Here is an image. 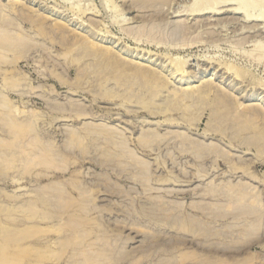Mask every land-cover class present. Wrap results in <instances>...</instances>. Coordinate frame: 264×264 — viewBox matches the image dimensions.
Wrapping results in <instances>:
<instances>
[{"label": "rangeland", "instance_id": "1", "mask_svg": "<svg viewBox=\"0 0 264 264\" xmlns=\"http://www.w3.org/2000/svg\"><path fill=\"white\" fill-rule=\"evenodd\" d=\"M135 1L0 0V33L26 45L0 49L5 264H264L261 226L226 212L239 186L264 211V0ZM150 24L157 38L132 33Z\"/></svg>", "mask_w": 264, "mask_h": 264}, {"label": "bare ground", "instance_id": "2", "mask_svg": "<svg viewBox=\"0 0 264 264\" xmlns=\"http://www.w3.org/2000/svg\"><path fill=\"white\" fill-rule=\"evenodd\" d=\"M206 1V0H205ZM220 1V0H219ZM170 2V1H169ZM229 2V1H228ZM161 4V3H167V0H136L135 1V4H143V6L144 5H146V6H150L151 4ZM224 3H226V2H224ZM238 3V2H237ZM205 4V3H204ZM203 4V5H204ZM207 4H210V2L209 3H207ZM212 4V3H211ZM211 4L209 5V6H211ZM213 4H214V2H213ZM202 5V6H203ZM217 5V4H216ZM226 5V4H225ZM71 7H72V5H70ZM207 6V5H206ZM213 6V5H212ZM210 7V9L207 7H205L206 8V10H207V12H208V9L211 11V13L213 12L212 11V8L214 7ZM78 6H76V7H73V9L72 10H74V8H76V9H78L77 8ZM193 7V6H192ZM218 7V6H217ZM241 7V6H240ZM242 8V7H241ZM4 9V8H3ZM194 9V8H193ZM199 9V8H198ZM191 10V9H190ZM201 10V13H204L203 11H204V8H203V11H202V8L200 9ZM205 10V11H206ZM232 10V9H231ZM236 10V11H235ZM241 10V11H240ZM239 10V7H237V8H235L233 11H232V13H239L240 12V14H246L245 12L243 13V11L242 10H244V9H240ZM32 11V10H31ZM79 11L81 12V10H80V8H79ZM193 11V10H192ZM199 10H197V12H198ZM209 11V12H210ZM85 12V11H84ZM84 12H82L83 14H84ZM195 12H196V10H195ZM247 12V11H246ZM192 13V12H191ZM190 13V14H191ZM216 13V12H215ZM219 13V12H218ZM214 14V13H213ZM193 15V14H192ZM198 15V14H197ZM215 15V14H214ZM250 17L251 16H248L247 14L245 15V19H250ZM252 18V17H251ZM41 20V19H40ZM38 21V20H37ZM44 21V20H43ZM42 21V22H43ZM146 21V20H145ZM3 24V23H2ZM2 24H0V25H2ZM38 24V23H37ZM43 24V23H42ZM39 25H41V24H39ZM66 25V24H65ZM6 26V25H5ZM61 26H63V25H61ZM144 26V25H143ZM141 27L140 29L138 28V31H133L132 33H134V34H137V35H140V37L141 36H147V37H149V38H157V36H158V34H161V31L159 30L158 31V27H157V25H152V24H150V26L149 25H146V26H144V27ZM4 27V26H3ZM41 27V26H40ZM44 27H46V26H44ZM50 27V26H49ZM67 27V26H66ZM41 28H43V27H41ZM47 28V27H46ZM60 29L59 30H61L62 29V27H59ZM2 29H4V28H2ZM38 29H40V28H38ZM45 29V28H44ZM43 30V29H42ZM51 30V29H50ZM58 30V31H59ZM63 30V29H62ZM0 31H3V30H0ZM8 31V30H7ZM45 31V30H44ZM43 31V32H44ZM49 31V30H48ZM47 32V31H46ZM52 32V31H51ZM186 32V31H185ZM11 32H6V30H5V32H1L0 33V49H1V51L2 52H4V51H9L10 50V47H12L13 49L15 48H17L19 45H23V47H24V41H25V39L23 38V41H21L22 39H17V37H15V36H13L12 34H14V33H12V34H10ZM66 34V33H65ZM75 34V33H74ZM62 35V34H61ZM79 35V34H78ZM78 35H74V37L75 36H78ZM19 36V35H18ZM160 36V35H159ZM20 37V36H19ZM82 37V36H81ZM81 37H79V38H81ZM83 37H85V36H83ZM87 37V36H86ZM85 37V38H86ZM20 38H22V37H20ZM77 39H78V37H77ZM85 40V39H84ZM86 40H88V38H86ZM77 41V40H76ZM80 41V40H79ZM30 42V41H29ZM73 42H74V40H73ZM78 42V41H77ZM76 42V43H77ZM191 42V41H190ZM79 43V42H78ZM27 44V43H26ZM80 44V43H79ZM93 44V43H92ZM26 46V45H25ZM20 48L22 47V46H19ZM18 47V48H19ZM19 48V49H20ZM89 48V47H88ZM94 48V47H93ZM106 49V48H105ZM4 50V51H3ZM12 50V49H11ZM34 50V49H33ZM112 50V49H111ZM16 51V50H15ZM97 52V51H96ZM27 53V52H26ZM98 53V52H97ZM96 53V54H97ZM115 53V52H114ZM0 54H1V52H0ZM4 54H5V52H4ZM107 54V53H106ZM113 54V53H112ZM111 54V55H112ZM6 55V54H5ZM108 55V54H107ZM3 56V55H2ZM96 56V55H95ZM1 57V56H0ZM111 57V56H110ZM117 57H118V55H117ZM102 58H105V57H102ZM5 59V58H4ZM108 59H111V58H108ZM107 59V60H108ZM112 59H114V58H112ZM118 59V58H117ZM176 59V58H175ZM174 60V59H173ZM177 60V59H176ZM179 60V59H178ZM5 61H7V60H5ZM103 61H106V59L105 60H103ZM116 60H114V62H115ZM172 61V60H171ZM100 62H101V60H100ZM106 62H108V61H106ZM110 63H111V60L109 61ZM103 63V62H102ZM109 63V64H110ZM117 63H118V61H117ZM116 63V64H117ZM185 63V62H184ZM184 63H182L181 61H176V62H169V64L171 65V68L174 70L172 73H176V74H178L179 76H181V78L183 79V78H186V79H189V78H191V76L192 75H189V74H187V72H185V70H184V68H185V64ZM104 64V63H103ZM102 64V65H103ZM107 64V63H106ZM124 64V63H123ZM214 64V63H213ZM218 64H220V63H218ZM118 65H119V63H118ZM117 65V66H118ZM217 65V64H216ZM0 66H2V65H0ZM108 66V65H107ZM110 66H111V64H110ZM109 66V67H110ZM112 66H116V65H114V63H113V65ZM116 66V67H117ZM120 66V65H119ZM131 66V65H130ZM149 66V65H148ZM105 67H106V65H105ZM125 67V66H124ZM143 67V66H142ZM142 67H136L135 68V70H133V67L132 68H129V67H126V68H128V69H126V71L127 70H129V69H131L130 71H132L133 72V75H134V77L137 75L138 76V78L140 77V78H142V80L144 79L145 81H147V82H149L148 80L150 79V81H151V83L152 84H156V86L155 87H158L157 85H159V84H162V81L158 78H156L155 76H153L152 74H151V71L150 72H147V71H149L148 69H146L145 67V69L147 70H145L144 68H142ZM216 67V66H215ZM219 67H221L220 65H219ZM111 68V67H110ZM114 68V67H113ZM122 68V67H121ZM218 68V67H217ZM224 68V67H223ZM115 69H117V68H115ZM144 69V70H143ZM118 70V69H117ZM123 71H125V69H122ZM239 70V69H238ZM236 68H234V67H232L231 65L230 66H226L225 67V71L226 72H229V73H231V74H234L237 78H239V79H243L244 78V73H242V71L241 72H239ZM5 71V70H4ZM116 71V70H115ZM114 71V72H115ZM121 71V70H120ZM122 71V72H123ZM104 72V71H103ZM4 72H1L0 71V74H3ZM97 73V72H96ZM100 73V72H99ZM192 73V72H191ZM249 73V72H248ZM20 74V73H19ZM132 74V73H131ZM155 74V73H154ZM109 75V74H108ZM158 75V74H157ZM174 75V74H173ZM111 76V75H110ZM116 76H117V74H116ZM13 77V76H12ZM118 77V76H117ZM234 77V76H233ZM248 77V76H247ZM121 78V77H120ZM126 78V77H125ZM136 78V77H135ZM235 78V77H234ZM15 79V78H14ZM130 79V78H129ZM128 79V80H129ZM139 80V79H138ZM9 81V80H8ZM140 81H141V79H140ZM152 81H154V83L152 82ZM241 81V80H240ZM6 83V82H5ZM9 83V82H8ZM11 83V82H10ZM13 83V82H12ZM256 83V82H255ZM18 84V83H17ZM148 84H150V82L148 83ZM167 84V83H166ZM252 84V83H251ZM144 86V85H143ZM162 86V85H161ZM166 85L164 84V87H165ZM264 86V85H263ZM147 87V86H146ZM153 87V86H152ZM154 87V88H155ZM205 87V86H204ZM202 88V89H206V87L205 88ZM18 88V87H17ZM153 88V89H154ZM200 89V88H199ZM207 89H208V87H207ZM155 91V90H154ZM201 91V90H200ZM210 91V90H209ZM198 92H199V90H198ZM201 92H203V94H204V92L205 91H201ZM200 92V93H201ZM151 93V92H150ZM157 93V92H156ZM155 93V94H156ZM206 93V92H205ZM222 93V92H221ZM152 94H154V93H151V95ZM177 94V93H176ZM185 94H186V92H185ZM184 94V95H185ZM207 94V93H206ZM146 95H147V93H146ZM145 95V96H146ZM159 95V94H158ZM157 95V96H158ZM219 95V94H218ZM186 96V95H185ZM217 96V95H216ZM221 96V95H220ZM226 96V95H225ZM224 95H223V97H225ZM22 97V96H21ZM228 97V96H227ZM230 97V96H229ZM228 97V98H229ZM0 98H1V96H0ZM180 98V97H179ZM219 98H221V97H219ZM226 98V97H225ZM182 99H184V97L182 98ZM221 99H223V98H221ZM227 99V98H226ZM181 100V99H180ZM228 100V99H227ZM189 101V100H188ZM219 101V100H218ZM1 102V101H0ZM217 102V101H216ZM220 102H222V100L220 101ZM219 102V103H220ZM6 103V102H5ZM215 103V102H214ZM219 103L217 102V105L219 106ZM230 102H228V101H226V100H224L223 101V103H221V106L223 105V107H226V108H229V105H231V104H229ZM1 104V103H0ZM9 104V103H8ZM216 104V103H215ZM215 104H213L214 106H215ZM59 105V104H58ZM72 105V104H71ZM212 105V106H213ZM216 105V106H217ZM2 106V105H1ZM213 106V107H214ZM215 106V108H217ZM235 106V105H234ZM7 107V106H6ZM15 107V106H14ZM145 107V106H144ZM147 107V106H146ZM220 107V106H219ZM222 107V108H223ZM1 108V107H0ZM73 108V107H72ZM221 108V107H220ZM232 107H230V109H231ZM4 109V108H3ZM8 109V108H7ZM11 109V108H10ZM52 109V108H51ZM76 109V108H75ZM222 110H224V108L222 109ZM228 110V109H227ZM226 110V111H227ZM256 110V109H255ZM15 111V110H14ZM17 111V110H16ZM24 111V110H23ZM215 111H217V109L215 110ZM219 111V110H218ZM229 111V110H228ZM227 111V112H228ZM254 111V110H253ZM260 111V110H259ZM258 111V112H259ZM81 112V111H80ZM258 112H256L257 114H258ZM16 113V112H15ZM3 114V113H2ZM12 114V113H11ZM25 114V113H24ZM78 114V113H77ZM262 114V113H261ZM8 115V114H7ZM79 115V114H78ZM256 115V114H255ZM260 115V114H259ZM258 115V116H259ZM263 116H264V114H262ZM80 116H82V114L80 115ZM79 116V118H81ZM257 116V115H256ZM76 117V116H75ZM254 117V116H253ZM260 118H262V116L260 117ZM264 118V117H263ZM6 119V118H5ZM26 119V118H25ZM255 119V118H254ZM66 120V119H65ZM64 120V121H65ZM245 120V119H244ZM15 121H17V120H15ZM14 121V122H15ZM23 121V120H22ZM27 121V120H26ZM251 121V120H250ZM260 121H261V119H260ZM260 121H259V123H260ZM262 121H264V120H262ZM261 121V122H262ZM30 122V121H29ZM248 122V121H247ZM19 123V121H17V123L16 124H18ZM26 123V122H25ZM32 123L33 122H31V125H32ZM16 124H13V122L11 123V125H13L14 126V129H15V132H16V130H19L20 132H21V130H22V132L21 133H24L23 132V129L25 130V128L28 126V125H25L24 126V124L23 125H21V124H19V125H16ZM28 124V123H27ZM245 124V123H244ZM262 124H263V122H262ZM29 125H30V123H29ZM241 125V124H240ZM252 125V124H251ZM257 127H258V124L256 125ZM260 126V125H259ZM264 126V125H263ZM7 127V126H6ZM28 127H31V126H28ZM254 127V126H253ZM8 128V127H7ZM10 128H11V126H10ZM17 128V129H16ZM31 128H33V127H31ZM30 128V129H31ZM34 128H35V126H34ZM235 128V127H234ZM255 128V127H254ZM264 128V127H263ZM5 129V128H4ZM27 129V128H26ZM30 129H28V131H25V132H29V130ZM231 129V128H230ZM237 129V128H236ZM251 129H252V127H251ZM256 129V128H255ZM254 129V130H255ZM12 130H13V128H12ZM253 130V131H254ZM257 130V129H256ZM261 130H262V127H261ZM18 131V132H19ZM86 131V130H85ZM102 131V130H101ZM106 131V130H105ZM31 132V131H30ZM33 132V131H32ZM91 132V131H90ZM235 132V131H234ZM238 133H239V131H237ZM262 132V131H261ZM10 133H11V131H10ZM17 133V132H16ZM16 133H14V134H16ZM75 133V132H74ZM86 133V132H85ZM84 133V134H85ZM96 133V132H95ZM106 133V132H105ZM107 133H109L108 131H107ZM12 134V133H11ZM14 134H12V135H14ZM87 134V133H86ZM90 134V133H89ZM241 134V133H240ZM263 134V133H262ZM19 134L17 133V135L16 136H18ZM79 135V134H78ZM259 135H261V133L259 134ZM264 135V134H263ZM107 136V135H106ZM116 136V135H115ZM258 136V135H257ZM256 136V137H257ZM84 137V136H83ZM95 137H96V135H95ZM110 137V136H109ZM261 137H262V135H261ZM260 137V138H261ZM77 138V137H76ZM80 138V137H79ZM78 138V139H79ZM91 138H92V136H91ZM77 139V140H78ZM81 139V138H80ZM88 139H90V137L88 138ZM93 139V138H92ZM95 139V138H94ZM106 139V138H105ZM108 139V138H107ZM4 140V139H3ZM87 140V139H86ZM256 140H257V138H256ZM81 141V140H80ZM79 141V142H80ZM82 141H83V139H82ZM107 141V140H106ZM114 141V140H113ZM246 141V140H245ZM13 142V141H12ZM76 142V141H75ZM104 142H105V140H104ZM112 142V141H111ZM110 142V143H111ZM115 142V141H114ZM262 142H264V141H262ZM84 143V142H83ZM110 143H108V144H110ZM121 143V142H120ZM125 143V142H124ZM256 143V142H255ZM107 146H109L107 143H105ZM140 144V143H139ZM83 145V144H82ZM110 146H111V144H110ZM116 146V145H115ZM115 146H113V147H115ZM121 146V145H120ZM112 147V146H111ZM19 149V148H18ZM113 149H115V148H113ZM19 151V150H18ZM35 151V150H34ZM110 151H112V150H110ZM115 151H117L116 149H115ZM20 152V151H19ZM112 153V152H111ZM114 153V152H113ZM115 153H117V152H115ZM49 154H50V152H49ZM55 154V153H54ZM32 155V154H31ZM120 155V154H119ZM119 155H117L118 157H119ZM128 155V154H127ZM34 156V155H33ZM125 156V155H124ZM44 157V156H43ZM47 157V156H46ZM31 158V157H30ZM45 158V157H44ZM122 159L123 158H126V157H121ZM41 159H43V158H41ZM51 159V158H50ZM50 161H52V160H50ZM47 163V162H46ZM135 163V162H134ZM142 170V169H141ZM236 172H238V171H236ZM239 186V185H238ZM231 187V186H230ZM237 188H239V192H238V190L236 191V192H238V195L237 194H235V195H237L235 198H229L230 200H229V204H227V205H229V210H227L226 212H228L229 211V214L231 215V216H237L238 217V215L235 213V212H238V214H239V217H238V219L241 217V219L244 221L243 223L245 224V226H246V234L248 233V235L249 236H252L253 237V235H254V230L251 228V226L252 225H255L256 227L255 228H257V229H259L260 228V226H261V231L259 230V231H257L256 230V235L258 236V233L261 235V234H264V211H263V208H261V206H260V204L258 205L257 203H255V201H253L254 199H255V197L254 198H251V199H253L252 200V202L250 201V199H249V197H253V196H251V194H249V192H246V190H245V192H243V191H240V186L239 187H237ZM241 189H245L244 187L243 188H241ZM59 190V189H58ZM57 190V191H58ZM61 190V189H60ZM211 190H213V189H211ZM210 189L208 190V191H211ZM232 190H233V188H232ZM231 190V191H232ZM235 190V189H234ZM248 190V189H247ZM83 191V190H82ZM82 191H81V193H82ZM219 191V190H218ZM230 191V193H232ZM60 192H62V191H60ZM213 192V191H212ZM221 192V191H220ZM225 192V191H224ZM264 192V191H263ZM54 193H55V191H54ZM53 193V194H54ZM57 193V192H56ZM215 193L217 194V189H216V191H215ZM222 193H223V191H222ZM229 193V192H228ZM63 194H65L64 192H63ZM220 195H221V193H219ZM227 194V193H226ZM233 194V193H232ZM62 195V194H61ZM252 195H254V194H252ZM63 196H65V195H63ZM214 196V195H213ZM224 196H227V195H224ZM231 196H233V195H231ZM257 196V195H256ZM57 197V196H56ZM220 197V196H219ZM218 197V198H219ZM223 197V196H222ZM227 197H229V196H227ZM63 198V197H62ZM79 199V198H78ZM77 199V200H78ZM222 199H224V198H222ZM57 200V199H56ZM60 200V199H59ZM62 200V199H61ZM64 200H66V199H64ZM70 200V199H69ZM80 200V199H79ZM227 200V199H226ZM258 200V199H257ZM260 200V199H259ZM42 201V200H41ZM40 201V202H41ZM60 202V201H59ZM62 202V201H61ZM64 202V201H63ZM74 202H77V201H75V199L73 200V204H74ZM84 202V201H83ZM258 202H260V201H258ZM68 203V202H67ZM71 203V202H70ZM65 204H66V201H65ZM76 204V203H75ZM78 205H81V204H79V203H77ZM224 204V203H223ZM40 205H41V203H40ZM68 205V204H67ZM225 205H226V203H225ZM226 205V206H227ZM76 206V205H75ZM169 206V205H168ZM83 207L85 208V205L83 204ZM171 207H172V205H171ZM174 207V206H173ZM228 207V206H227ZM264 207V206H263ZM84 208H82V209H84ZM183 208V207H182ZM222 208V207H221ZM226 208V207H225ZM77 209V208H76ZM80 209V208H79ZM87 209V208H86ZM165 209V208H164ZM172 209V208H171ZM223 209V208H222ZM173 210V209H172ZM176 209H174V211H175ZM235 210V211H234ZM81 212H82V210H80ZM165 211V210H164ZM174 211H173V213H174ZM178 211V210H177ZM179 212V215L181 214L180 213V211H178ZM178 212H176V213H178ZM222 212H224L223 210H222ZM219 213V214H222L223 215V213ZM172 213V214H173ZM185 213V212H184ZM225 213V212H224ZM228 214V213H227ZM170 215V214H169ZM187 215V214H186ZM218 215V214H214V217H216V216ZM221 215V216H222ZM226 214H224V217H226V218H229L230 217V215H229V217L228 216H225ZM177 216V215H176ZM188 216V215H187ZM178 217V216H177ZM237 217L236 218H233V219H237ZM171 217L169 216V218L168 219H170ZM176 218V217H175ZM174 217H173V219L174 220H176ZM187 218V217H186ZM182 219V218H181ZM232 219V218H231ZM237 219V220H238ZM178 220V219H177ZM225 220V219H224ZM168 221V220H167ZM173 221V220H172ZM172 221H171V223H172ZM188 221H191L190 219L188 220ZM192 221H193V219H192ZM241 221V220H240ZM175 222V221H174ZM186 222H187V220H186ZM176 223V222H175ZM174 224V223H173ZM188 224V223H187ZM191 225H193V222H191L190 223ZM194 224H195V222H194ZM190 226V225H189ZM196 226V225H195ZM69 227V226H68ZM79 227V226H78ZM193 228V227H192ZM198 228V227H197ZM78 229V228H77ZM71 230V229H70ZM193 230H194V228H193ZM72 231H74V230H72ZM82 232V231H81ZM197 232H198V230H197ZM244 232H245V229H244ZM78 234V233H77ZM77 234H75V237L77 238ZM72 235H74V234H72ZM77 235V236H76ZM79 235H82V234H80L79 233ZM84 235H82L81 236V240H82V237H83ZM86 236V235H85ZM74 237V236H73ZM72 237V238H73ZM264 237V236H263ZM71 238V239H72ZM75 238V239H76ZM201 238V237H200ZM257 238V237H256ZM70 239V238H69ZM86 239H87V237H86ZM78 240H80V238H78L77 239V241ZM81 240H80V244L82 243L81 242ZM72 241H73V239H72ZM75 241V240H74ZM77 241H76V245H77ZM85 241V240H84ZM6 242V241H5ZM66 242H69V240L67 241L66 240ZM79 242V241H78ZM15 243H17V242H15ZM91 244V243H90ZM99 244V243H98ZM82 245V244H81ZM102 245V244H101ZM83 246V245H82ZM100 246V245H99ZM12 247H16V248H19V249H21L19 246H16L15 244H14V246H12ZM73 247H75V245L74 246H72V248ZM77 247H78V245H77ZM106 245H105V249H106ZM76 248V247H75ZM80 248H82V247H80ZM18 249V250H19ZM78 249V248H77ZM94 249V248H93ZM97 249H98V247H97ZM26 250V249H25ZM103 250V249H102ZM99 251H101L100 250V248H99ZM73 253H75V252H73ZM95 253V252H94ZM101 253V254H100ZM100 253H96L95 255L96 256H98V254L99 255H102V253H103V251L102 252H100ZM105 253V252H104ZM9 255L10 254H5V255H0V264H5L6 263V259L7 258H9ZM17 255H19V254H17ZM105 255H106V253H105ZM104 255V256H105ZM108 255V254H107ZM106 255V256H107ZM16 256V255H15ZM14 256V257H15ZM103 256V257H104ZM100 257V256H99ZM108 257V256H107ZM111 257H113V256H111ZM101 259H103V258H101ZM101 259H99L100 261H101ZM92 260H96V261H99V260H97V259H95V257H94V259L93 258H89L88 259V261H87V263H89V264H93V262L94 261H92ZM95 261V262H96ZM107 261V260H106ZM111 261V260H110ZM104 262H105V260H104ZM109 262V261H108ZM107 262V263H108ZM115 262V261H114ZM102 263V262H101ZM100 263V264H101ZM112 263H113V261H112ZM111 263V264H112ZM99 264V263H98Z\"/></svg>", "mask_w": 264, "mask_h": 264}]
</instances>
